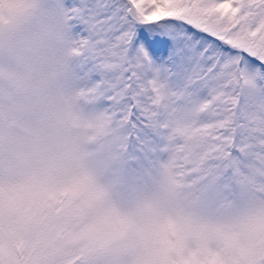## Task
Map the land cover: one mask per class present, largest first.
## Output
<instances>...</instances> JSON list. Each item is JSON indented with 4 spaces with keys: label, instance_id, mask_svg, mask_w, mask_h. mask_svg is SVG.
I'll use <instances>...</instances> for the list:
<instances>
[{
    "label": "snow or ice",
    "instance_id": "snow-or-ice-1",
    "mask_svg": "<svg viewBox=\"0 0 264 264\" xmlns=\"http://www.w3.org/2000/svg\"><path fill=\"white\" fill-rule=\"evenodd\" d=\"M64 19L80 96L60 111L0 47V264H264V0Z\"/></svg>",
    "mask_w": 264,
    "mask_h": 264
},
{
    "label": "clouds",
    "instance_id": "clouds-1",
    "mask_svg": "<svg viewBox=\"0 0 264 264\" xmlns=\"http://www.w3.org/2000/svg\"><path fill=\"white\" fill-rule=\"evenodd\" d=\"M52 18L43 0H0V47L26 64L29 102L49 113L62 110L66 102L77 103L80 96L70 39L55 25L36 38V26Z\"/></svg>",
    "mask_w": 264,
    "mask_h": 264
},
{
    "label": "rangeland",
    "instance_id": "rangeland-1",
    "mask_svg": "<svg viewBox=\"0 0 264 264\" xmlns=\"http://www.w3.org/2000/svg\"><path fill=\"white\" fill-rule=\"evenodd\" d=\"M43 4L53 18L48 24L41 22L36 26V38H43L47 28L52 25L57 26L68 39H75L80 34L82 26L78 22L64 19L73 8L79 6V0H43Z\"/></svg>",
    "mask_w": 264,
    "mask_h": 264
}]
</instances>
